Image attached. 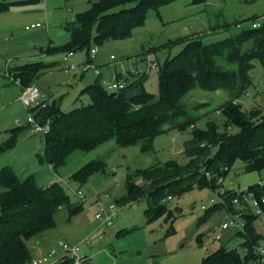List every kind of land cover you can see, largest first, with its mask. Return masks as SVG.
<instances>
[{
    "label": "rangeland",
    "instance_id": "rangeland-1",
    "mask_svg": "<svg viewBox=\"0 0 264 264\" xmlns=\"http://www.w3.org/2000/svg\"><path fill=\"white\" fill-rule=\"evenodd\" d=\"M0 1L14 2L0 12V169L4 166L13 168L20 180L32 175L42 186L59 182L73 202L79 200L74 190H80L85 196L78 213L70 217L67 208L57 210L50 229L26 240L31 256L24 264L44 258L49 264H57L66 257L61 243L77 246V255L87 264H197L221 245L236 248L242 254L243 239L234 235V230L221 232L219 229L229 209L226 205H213L210 198L215 197L214 191L222 188L224 195L240 191L242 202L234 204L231 212L254 211L257 205L250 200L247 202L244 193L249 185L264 178V169L245 171L242 162L235 160L231 167L224 169L226 173L220 175L222 182L217 179V174L213 188L193 187L162 200L159 204L166 207L165 211L151 219L145 214L146 200L123 201L129 176L136 186L142 184L138 169L170 160L179 163L188 160L182 143L191 136L190 126L179 130L164 123V131L153 138L148 151L142 150L140 142L119 146L114 139L89 151H74L56 172L49 163L37 160L35 154L43 150L44 138L43 133H34L32 124L27 122L31 108L38 103L54 101L67 111L90 102L87 94H80L95 77L93 67L87 71L82 69L88 55L86 49L67 56V50L47 53L46 48L65 44L69 38L66 22L88 9L92 0ZM262 20L264 0H173L158 9L148 7L143 22L133 26L128 36L108 38L99 45L92 41L90 48L97 47L94 65L102 67L103 83L114 78L117 72L143 69L147 73L144 88L156 99L159 97V68L185 43V40L173 43L170 40L198 34L204 43H208L235 35ZM37 23L42 26H30ZM224 23L228 25L216 27ZM249 45L247 42L244 47ZM35 61L51 64L35 76L33 82L39 89V98L27 107L18 98L20 84L6 74L5 69ZM153 62H156L155 66H152ZM68 63L77 67L67 72L64 66ZM253 64L248 72L251 82L235 99L244 110L258 107L264 115V67L258 59H254ZM229 97L230 93L224 88H192L182 98L187 115L177 118V122L192 118L196 129H204L208 122L222 125L225 116L216 110L221 109ZM216 150L217 145L213 144L211 152ZM96 159L105 161L104 171L94 172L79 185L74 172ZM2 189L0 186V191ZM99 200L120 206L111 225L95 216ZM238 220L243 222V217ZM254 224L257 232L264 234V209ZM215 234L221 237L216 239ZM260 245L264 246V240ZM52 252L55 254L49 257ZM46 260L39 264H45Z\"/></svg>",
    "mask_w": 264,
    "mask_h": 264
},
{
    "label": "trees",
    "instance_id": "trees-1",
    "mask_svg": "<svg viewBox=\"0 0 264 264\" xmlns=\"http://www.w3.org/2000/svg\"><path fill=\"white\" fill-rule=\"evenodd\" d=\"M171 1L92 0L88 9L66 22L69 38L65 44L49 46L46 52L83 49L88 52L92 41L99 45L108 38L126 37L133 26L143 22L148 7L158 9ZM13 3L0 1V12ZM195 35L169 41L185 40V43L159 68V97L156 99L144 88L147 79L144 70L131 78L120 71L115 77L123 79L124 85L118 90L109 91L102 84L101 73L81 89L80 94L90 97L88 104L67 111L54 101L33 106L30 112L36 120L48 119L50 123L49 130L43 135L44 148L35 154L37 160L49 163L56 172L74 151H89L111 139L119 146L140 142L142 150L148 151L153 138L164 131V123L179 130L194 125L192 118L181 122H177V118L187 115L183 95L198 86L204 90L224 88L230 93L229 100L221 106L224 123L208 122L204 129H196L194 125L191 136L182 143L188 160L185 163L170 160L138 169L142 184L136 186L129 176L123 201L146 200L145 214L151 219L165 211L166 207L159 204L162 200L193 187L213 188L217 174H225L224 168L231 167L235 160L242 162L245 171L264 169V115L258 107L247 111L233 102L251 82L248 72L254 66L253 60L258 59L264 67V20L256 27L244 28L235 35L208 43ZM247 42L250 45L245 48ZM49 65L42 61L28 62L9 67V71L20 79L21 86H27L34 83L35 76ZM213 144L217 145V150L212 153ZM105 164L100 159L91 160L74 172V178L81 185L94 172L104 171ZM205 172L210 174V179ZM0 186L3 187L0 191V264L29 261L31 249L26 240L50 229L57 210L67 208L71 217L83 206L80 199L70 200L61 183L42 186L32 175L20 180L9 166L0 169ZM247 189L259 200L264 196V186L259 183L251 184ZM236 196V192L224 195L229 211L234 210L232 199ZM238 197L242 202L241 196ZM213 205L222 206L221 203ZM241 215L243 230L234 235L243 239V253L221 245L197 264H264L255 251L264 240V234L257 232L254 224L258 215L253 211H243ZM73 261L66 256L57 264H72ZM79 264L87 262L83 260Z\"/></svg>",
    "mask_w": 264,
    "mask_h": 264
},
{
    "label": "built area",
    "instance_id": "built-area-1",
    "mask_svg": "<svg viewBox=\"0 0 264 264\" xmlns=\"http://www.w3.org/2000/svg\"><path fill=\"white\" fill-rule=\"evenodd\" d=\"M259 23L258 22H253L252 23V27H256L258 26ZM31 27H39L42 26L41 23H37V24H31ZM73 54L72 51H68L67 56H71ZM98 55V51H97V47H92L90 48V50L88 51V55H87V59L86 61H84L82 63V69L83 71H87L90 68H94V73L95 76H97L98 74L101 73V69L99 66H95L94 65V60L96 59ZM111 58H113V55H111ZM156 62L152 63V66H155ZM77 67L76 64L74 63H68L66 66H64L65 71H70L72 69H75ZM143 71V69H131L128 70L126 72H124V74L126 76H129L131 78V76L133 74H138L141 73ZM5 73L8 75H11L13 78H15L12 73L9 71V67L5 69ZM17 80V82L20 84V79L19 78H15ZM102 84L109 90V91H115L118 90L119 88H121L124 85V80L123 79H117L116 77L112 78L110 81L103 83ZM37 98H39V89L38 87L34 84L31 83L27 86H21L20 89V93H19V99L21 100V102L29 107L32 103H34ZM234 103H236V99L233 100ZM40 105H43L41 103H38ZM36 104V105H38ZM222 109H217L216 112L217 113H221ZM27 122L32 124V130L34 133H43V135L49 130V120L46 119L43 122L42 121H38L36 120V118L34 117L33 113L31 112L28 116H27ZM194 125L191 124L190 127L192 128ZM224 169H227L226 167ZM205 174L207 175V177L210 179V174L208 172H205ZM217 179L222 182L223 177L219 175V177H217ZM67 184V183H66ZM259 184L261 186H264V178H261ZM224 188H222L218 193V191H214V195L215 197L210 198V202L212 204H216V203H221L222 205H226V200L223 194V190ZM247 189V188H246ZM248 190V189H247ZM74 193L78 196V198L80 200L84 199V195H82V193L80 192V190H74ZM237 196L234 197L232 199V203L236 204V203H241L239 196H241L240 191H236ZM244 199L250 200L251 203H254L255 205H257V207L255 208V210L253 211L255 214L259 215L262 212V204H264V196H262L260 198V200L258 201L257 197L255 196V194L252 191H247L246 193H244ZM245 201V202H246ZM249 202V201H247ZM246 202V204H247ZM120 209V206L115 203V202H108V203H104L103 201L99 200L98 203V210L95 214V216L97 218H100L105 224L107 225H111L112 221L115 219L118 210ZM242 217L240 212H231L229 211L228 216L225 220H223L220 224H219V229L221 232H227L230 230H234L235 232L238 230H243L244 227V221L243 222H239L238 218ZM221 236L220 234H215V238L219 239ZM61 248L64 250V255L73 258L74 263L75 264H79L82 262L83 258L79 257L77 255V246H69L66 243H61ZM256 253H258L260 255V260H264V246L259 245L256 249H255ZM55 254V252H52L49 254V257H53V255ZM46 258H44L43 260H33V264H39L42 261H45ZM47 261V260H46ZM45 264H49V261H47Z\"/></svg>",
    "mask_w": 264,
    "mask_h": 264
},
{
    "label": "crops",
    "instance_id": "crops-1",
    "mask_svg": "<svg viewBox=\"0 0 264 264\" xmlns=\"http://www.w3.org/2000/svg\"><path fill=\"white\" fill-rule=\"evenodd\" d=\"M72 55H74V54H72ZM72 55H71V56H72ZM27 63H28V62H27ZM24 64H25V63H24ZM49 64H51V63H49ZM21 65H22V64H21ZM16 66H17V65H16ZM100 67H101V66H100ZM100 69H101V77H102V75H103L102 67H101ZM67 72H68V71H67ZM95 77H96V76H95ZM95 77H94V79H95ZM93 81H94V80H93ZM93 81H92V82H93ZM92 82H90V83H92ZM34 84H35V83H34ZM88 84H89V83H88ZM86 85H87V84H86ZM86 85H85V86H86ZM20 89H21V86H20ZM20 89H19V93H20ZM19 93H18V98H19ZM41 235H42V234H41ZM41 235H40V236H41Z\"/></svg>",
    "mask_w": 264,
    "mask_h": 264
}]
</instances>
